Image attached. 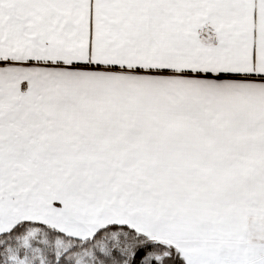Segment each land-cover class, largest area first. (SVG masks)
Returning <instances> with one entry per match:
<instances>
[{"label":"crops","instance_id":"0c3cea01","mask_svg":"<svg viewBox=\"0 0 264 264\" xmlns=\"http://www.w3.org/2000/svg\"><path fill=\"white\" fill-rule=\"evenodd\" d=\"M0 119L19 222L243 245L264 223V0H0Z\"/></svg>","mask_w":264,"mask_h":264},{"label":"rangeland","instance_id":"374dc122","mask_svg":"<svg viewBox=\"0 0 264 264\" xmlns=\"http://www.w3.org/2000/svg\"><path fill=\"white\" fill-rule=\"evenodd\" d=\"M6 79L8 81L9 77L7 76ZM12 79V86L10 88H13V95H15L18 92L19 87L16 85L15 77L12 76ZM19 104L20 101L14 102V105ZM1 122L0 119V131L2 127ZM21 125H23V120L21 118L13 119L14 136H18V138L21 136V134L18 133L20 132ZM7 129L10 131L8 125ZM6 145H9L6 135L0 133V149L6 148L8 150L12 147ZM15 145L20 144H14L13 148H15ZM253 147L254 166L262 167L264 170V145H254ZM11 162H13L12 166L14 167H11V170H9L8 164L0 165V193L11 191L13 196H15L20 193V185H22V177L16 170L18 169L20 171V159L13 158ZM7 163H9V161H7ZM20 220L21 217L15 204L13 205L11 212L10 210L8 211L3 207H0V234L11 230ZM253 226L254 229L250 230L248 239L243 245H234L228 250L220 247L221 252L212 251L208 253H200L196 250L184 249L182 251V257L184 258L185 264H264V223L257 222L256 226L255 224ZM116 234L117 233L109 235L108 238L116 239ZM18 240L19 241L17 245H14L13 250L9 251L8 248H6L4 251H0V264H56L57 259L65 255L69 248V246H61L60 248V245L49 243L42 234H39L37 230L33 229L28 230ZM98 247L97 250L93 248L87 250L80 249L78 252L66 254L65 259H67V263L71 262V264H96L95 259L97 260V257L95 252L100 250H104L105 252L107 250L102 245ZM58 249H62L61 254L59 253L60 256L52 259V261L55 260L54 262H49L47 259L48 254L56 252ZM159 259L160 256L155 253H149L142 262L143 264H149L152 260ZM122 264L130 263L126 260Z\"/></svg>","mask_w":264,"mask_h":264},{"label":"trees","instance_id":"16d2710c","mask_svg":"<svg viewBox=\"0 0 264 264\" xmlns=\"http://www.w3.org/2000/svg\"><path fill=\"white\" fill-rule=\"evenodd\" d=\"M31 229L37 230L51 244L60 245V248L61 246H69L65 255L78 252L80 249L93 248L97 250L98 246H104L107 249L105 252L104 250L95 252L96 264H122L126 260L130 264H143L142 260L149 253L160 256L159 260H152L149 264H185L183 258L172 245L118 225L108 226L96 232L92 237L82 240L68 236L39 222L22 221L8 232L0 234V251H4L6 248L9 251L13 250L14 245H17L19 241L18 239ZM115 233H117L116 239L108 238L109 235ZM61 251L62 249H58L56 252L48 254L49 262H54L55 260L52 261V259L59 257ZM65 255L58 258L56 264H71V262L67 263Z\"/></svg>","mask_w":264,"mask_h":264}]
</instances>
